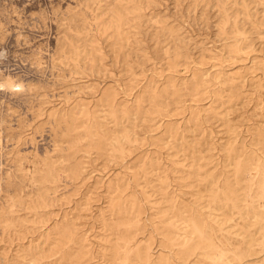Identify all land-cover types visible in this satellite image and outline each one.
Instances as JSON below:
<instances>
[{
  "label": "rangeland",
  "instance_id": "rangeland-1",
  "mask_svg": "<svg viewBox=\"0 0 264 264\" xmlns=\"http://www.w3.org/2000/svg\"><path fill=\"white\" fill-rule=\"evenodd\" d=\"M0 264H264V0H0Z\"/></svg>",
  "mask_w": 264,
  "mask_h": 264
},
{
  "label": "bare ground",
  "instance_id": "bare-ground-1",
  "mask_svg": "<svg viewBox=\"0 0 264 264\" xmlns=\"http://www.w3.org/2000/svg\"><path fill=\"white\" fill-rule=\"evenodd\" d=\"M8 84H9L10 86H13V83H11V82H9ZM261 198H262V196H261Z\"/></svg>",
  "mask_w": 264,
  "mask_h": 264
}]
</instances>
